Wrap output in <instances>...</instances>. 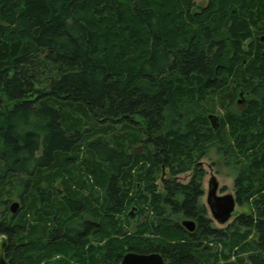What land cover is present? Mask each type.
I'll list each match as a JSON object with an SVG mask.
<instances>
[{
	"label": "trees",
	"instance_id": "16d2710c",
	"mask_svg": "<svg viewBox=\"0 0 264 264\" xmlns=\"http://www.w3.org/2000/svg\"><path fill=\"white\" fill-rule=\"evenodd\" d=\"M263 34L264 0H0L8 264H218L211 240L247 258L225 264H264ZM212 155L247 209L230 231L200 202Z\"/></svg>",
	"mask_w": 264,
	"mask_h": 264
},
{
	"label": "rangeland",
	"instance_id": "374dc122",
	"mask_svg": "<svg viewBox=\"0 0 264 264\" xmlns=\"http://www.w3.org/2000/svg\"><path fill=\"white\" fill-rule=\"evenodd\" d=\"M196 8H202L204 7L208 0H193ZM264 35V34H263ZM260 35V36H263ZM223 97L226 98V100L223 102V106L227 108V103L228 100L232 98V95L230 94H225ZM243 95H239L236 99H235V104L233 106L230 107V110L232 111V109L236 110V111H240L244 108V99H243ZM219 98H216V101H218ZM220 103H214L215 107L213 109L214 113H210V117H215L216 121L219 122V118L225 113V109L224 107L219 105ZM199 169L201 170L202 174H203V179H202V189H203V196L201 197L200 202L204 205L205 211H206V215L210 220V225L211 227L218 229V230H227L230 231L233 229V222L236 218V216H238L239 214L246 212V207H241L236 203V207L235 210L230 218V220L228 222H226L223 225L218 224L215 220L212 219L209 210L207 208L206 205V196H207V185L208 182L210 180L211 177L216 178L217 182H218V191H217V195L219 196H223L226 194H231L234 198V189H233V175L230 172V170L228 168H226L223 164H221V162H219L217 160V157H214L213 155L210 156L209 158H203L199 161ZM191 177V173H184V174H180L176 176V180L179 183L185 184L189 181ZM162 178L163 180H165L167 178V174H166V170L163 171L162 174ZM158 183V190H161L162 186V182L160 180L157 181ZM17 201V200H14ZM13 202V201H12ZM18 202V201H17ZM11 203L8 204V206H10ZM184 220H188L184 217H179L178 221L181 224L182 221ZM135 223H137V220H135L134 222H132V225H135ZM130 230L132 231L133 229L130 228ZM6 243L8 246V241L6 239ZM208 247L211 248V253H218V264H225L226 262H237V258L239 257H244V260L246 261L247 258L246 256H243L242 254H235V252L233 251L231 253V255L229 256V258L227 260L222 259L221 252L225 251V254L227 255V253L229 254V252H227V250L223 247V243L222 242H218L217 240H211L207 242ZM6 246V248H7ZM246 258V259H245Z\"/></svg>",
	"mask_w": 264,
	"mask_h": 264
},
{
	"label": "water",
	"instance_id": "95a60500",
	"mask_svg": "<svg viewBox=\"0 0 264 264\" xmlns=\"http://www.w3.org/2000/svg\"><path fill=\"white\" fill-rule=\"evenodd\" d=\"M264 41V35L261 36ZM210 119L215 120V117H210ZM218 182L216 178L211 177L207 185V196L206 205L209 213L213 220L218 224L223 225L228 222L235 210L236 201L231 194H226L223 196L217 195ZM19 208V202H12L9 206V210L12 214H15ZM181 226L188 232H192L196 223L192 220H184L181 222ZM6 238L4 236L0 237V264H7L5 259L6 251ZM119 264H164L163 257L160 253L151 254H138L133 252H128L123 255Z\"/></svg>",
	"mask_w": 264,
	"mask_h": 264
},
{
	"label": "flooded vegetation",
	"instance_id": "af4514ba",
	"mask_svg": "<svg viewBox=\"0 0 264 264\" xmlns=\"http://www.w3.org/2000/svg\"><path fill=\"white\" fill-rule=\"evenodd\" d=\"M258 39L264 44V41L261 39V36H259L258 37ZM186 219H188V220H191V219H189V218H186ZM193 221V220H192ZM196 223V222H195ZM8 241V240H7ZM8 247H9V243H8V246H7V248H6V251H5V259H6V262H7V264H8V258H7V249H8Z\"/></svg>",
	"mask_w": 264,
	"mask_h": 264
},
{
	"label": "bare ground",
	"instance_id": "6f19581e",
	"mask_svg": "<svg viewBox=\"0 0 264 264\" xmlns=\"http://www.w3.org/2000/svg\"><path fill=\"white\" fill-rule=\"evenodd\" d=\"M1 237V236H0Z\"/></svg>",
	"mask_w": 264,
	"mask_h": 264
}]
</instances>
